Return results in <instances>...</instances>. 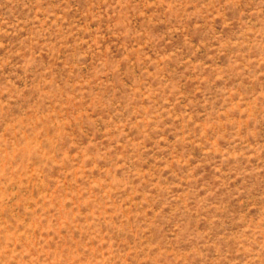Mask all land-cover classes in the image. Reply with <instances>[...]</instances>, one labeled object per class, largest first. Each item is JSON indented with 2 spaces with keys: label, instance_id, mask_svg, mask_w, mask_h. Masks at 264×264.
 I'll list each match as a JSON object with an SVG mask.
<instances>
[{
  "label": "rangeland",
  "instance_id": "obj_1",
  "mask_svg": "<svg viewBox=\"0 0 264 264\" xmlns=\"http://www.w3.org/2000/svg\"><path fill=\"white\" fill-rule=\"evenodd\" d=\"M0 264H264V0H0Z\"/></svg>",
  "mask_w": 264,
  "mask_h": 264
}]
</instances>
